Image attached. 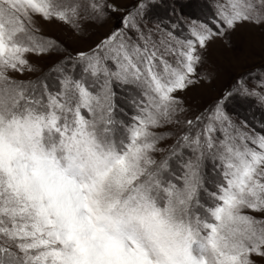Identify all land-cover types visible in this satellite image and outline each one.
<instances>
[{"label": "snow or ice", "instance_id": "obj_1", "mask_svg": "<svg viewBox=\"0 0 264 264\" xmlns=\"http://www.w3.org/2000/svg\"><path fill=\"white\" fill-rule=\"evenodd\" d=\"M147 6L137 0L120 27L77 53L79 77L60 61L22 80L36 70L31 56L58 50L36 19L76 32L120 9L109 0H0V264L264 259V125L234 122L227 97L181 121L178 95L211 74L198 72L209 44L264 26V0H216L211 20H191L183 38L179 18L142 28ZM117 87L133 93L128 120L117 118ZM257 87L243 95L264 106V82ZM181 123L188 130L162 147L168 137L158 130Z\"/></svg>", "mask_w": 264, "mask_h": 264}, {"label": "rangeland", "instance_id": "obj_2", "mask_svg": "<svg viewBox=\"0 0 264 264\" xmlns=\"http://www.w3.org/2000/svg\"><path fill=\"white\" fill-rule=\"evenodd\" d=\"M120 11L110 12L97 20H84L81 22V30L73 32L66 25L57 22L45 23L36 19V26L40 34L53 40L58 50L41 57L31 56L30 62L35 67L34 72H26L23 76H17L22 80H36L48 73L49 69L60 61L65 62L66 71L79 77L80 66L76 64L75 57L78 52L89 51L102 37L113 29L121 26V18L134 9L137 0H109ZM147 8L138 18L142 28L155 29L157 24L161 28L170 27L179 18V27L174 29L178 37L187 35L188 22L197 19L210 21L215 10L216 0H146ZM128 35H134L128 32ZM75 65V70L74 69ZM202 83L189 88L184 93H178L184 102L186 111L179 117L181 121L194 119L204 109L214 107L215 103L225 98V113L237 124H247L248 128L259 131L264 125V106L253 102V98L245 97L242 88L249 90L258 89V85L264 82V26L257 27L245 24L229 37L217 39L209 44L206 53V63L198 69V72L207 73ZM55 73L48 75L47 82L54 90L57 86ZM241 81L243 84L241 85ZM241 89V91H238ZM116 104L117 118L128 120L133 115L130 97L133 95L127 88L117 87ZM232 95L229 96L228 94ZM187 127L181 124L166 125L159 129L168 139L162 142V147L173 144L176 137L187 131ZM197 129H192L195 133ZM209 180L207 189L212 190L211 177L216 173L208 168ZM202 192L201 200L206 201ZM258 218H264L259 217ZM257 264H264V259L255 258Z\"/></svg>", "mask_w": 264, "mask_h": 264}]
</instances>
